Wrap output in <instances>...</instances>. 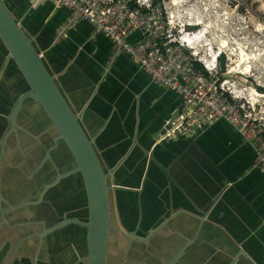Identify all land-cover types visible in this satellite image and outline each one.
I'll return each mask as SVG.
<instances>
[{"label": "crops", "instance_id": "0c3cea01", "mask_svg": "<svg viewBox=\"0 0 264 264\" xmlns=\"http://www.w3.org/2000/svg\"><path fill=\"white\" fill-rule=\"evenodd\" d=\"M39 13L43 23L35 33L46 29L42 38L47 40L50 63L56 65L72 59L63 72L61 84L69 99H74V105L88 99L89 111L83 115V125L89 135L94 136L93 144L104 163L112 164L131 146L114 170L113 179L118 184L139 186V190H128L129 193L115 189L116 195L115 190L112 191L117 223L113 225L112 216L111 224L124 230L135 228L137 234H145V230L154 227L159 234L163 228L157 229L166 222L168 233L179 243L189 242L174 264H226L235 253L233 264H264V174L254 167L256 170L249 176L241 167L240 161L247 152L230 139H222L219 129L212 133L216 122L194 138L181 135L158 139L163 119L179 109V96L174 94L169 98L170 94H164L165 90L151 82L127 53L115 50L106 36L95 34L85 19L73 18L69 9L52 5L47 10L41 8ZM4 56L0 46V102L3 93H7L8 99L5 97L4 102L7 110L21 89L15 84L17 68L9 59L3 61ZM112 66L115 69L111 71ZM140 71L144 75L139 74ZM126 94L130 95L126 98ZM163 110L167 114L160 116ZM93 119H97V125L91 124ZM214 137L224 140L225 144ZM251 158L253 160V153ZM26 177L21 172L15 173L14 179L22 182ZM10 180L4 175L5 185L2 180L0 182V191L6 200L15 202L27 196L29 188L16 190L17 182ZM221 180L226 181L225 188L207 212V218L201 221V209L222 186ZM63 194L69 200L73 197L70 190H64ZM73 209L76 207L70 210ZM30 218L18 221L26 220L23 223L27 225L18 224L22 228L33 224L32 231L18 233L28 241L23 240L25 248L20 252L10 249L11 243H16L18 238L12 234L11 225L15 219L11 223L7 219V224L0 222V264L4 260H10L9 264H48V260L50 264H86L85 260H78L85 253V227L74 223L46 234L65 243L67 251L60 253L57 249L45 260L39 248L34 258L37 235L32 232L39 228L35 220L40 218L35 215ZM120 241L116 258L120 257L127 239ZM142 243L145 245L147 241ZM153 245L154 253L161 251L158 245ZM238 247L251 261L239 253ZM166 252L168 255L169 251ZM132 256L137 262V256Z\"/></svg>", "mask_w": 264, "mask_h": 264}, {"label": "water", "instance_id": "95a60500", "mask_svg": "<svg viewBox=\"0 0 264 264\" xmlns=\"http://www.w3.org/2000/svg\"><path fill=\"white\" fill-rule=\"evenodd\" d=\"M0 46L5 53L3 61L7 59L11 61L27 86L25 90L19 92L13 98L9 111L5 115L8 126L0 137V182L2 180V183H4V175L9 177V174L12 173L13 168L11 165H16V160L11 159L13 157L10 156L9 151L5 150V140L8 136L13 135V132L15 133L17 129L25 131L24 134L28 135L32 131L28 125L22 124L18 119V111L24 103L31 100L37 102L52 126L44 129L47 132L51 131V142L49 144L47 142H42L41 131L38 132V134L34 131L37 138H35L37 140L36 144L35 142L24 143L27 144L29 148L27 151L23 149L24 157L18 160V165L24 169L25 176H30L33 179L35 186L32 192H28L27 196H24L17 202H9L3 197L0 191V222L7 224V219L10 223L15 219L16 222H12V224L14 223L17 227L15 228L14 224L11 225L13 230L12 234H14L15 229L18 228V224L27 225L23 223L26 222V220L18 222L23 216V210H25L30 217H33L32 211L35 213L34 206L41 201L42 193L45 192L47 187L55 184L60 177L71 172H78L85 197V217H80L78 215H63L55 222L48 225L45 224L42 218L35 220L36 223L40 224V228L32 232L37 235L35 253L39 249L43 236L69 223H74L85 227V253L78 260L81 262L85 260L86 264H110L107 247L109 237L114 230L120 231L126 235L128 239L122 251V261L134 259L131 258V256L133 254L135 255L138 251H142V246L144 245L142 242L147 241L146 244L149 246L151 238L154 237L155 240H157V243L154 240L155 245H158L161 250L169 251V259L163 264H174L177 262L182 251L186 248L184 246L189 242H185V244L183 242L179 243L173 234L168 233V229L165 226L166 222L161 224L157 229L163 228L159 234L154 231V227L145 230V234H137L134 230L135 228L133 230H124L119 225L113 226L111 224L113 213L112 191L115 189L139 190V186L135 188L118 184L115 183L113 179L114 170L129 152L131 146L120 154L112 164L104 163L99 154V149L93 144L94 136L92 137V135H89L83 125V111L88 104V99L84 100L80 106L74 105V99L72 97L73 100L69 99L65 94L66 89L63 88L61 84L60 77L63 75L65 68L72 59L64 62L62 67L58 64H51L49 57L45 61L42 51H44L48 45L39 41L37 33L28 30L26 26L19 21L17 14L14 12V8L9 9L4 0H0ZM26 140L28 141L27 136ZM59 140L62 141L67 151L70 153V157L74 161V166L62 173H56L53 165L54 163L49 153V149L51 151ZM143 150L147 152L145 147H143ZM18 153L19 152H16L17 155ZM3 154H6L8 159ZM49 168L54 170L52 175L47 174L49 173ZM42 178L44 179V184L39 192L37 189H39V181ZM221 184L222 186L209 199L208 204L201 209V216H199L201 221L207 218V212L212 205L217 202L220 193L225 188L226 181L221 180ZM34 191H36L37 195L34 194ZM28 209H30V211ZM2 237H4V235H1V238ZM22 238L23 237L19 238L16 243H11L12 246L10 249L13 248L12 250H14ZM11 240L12 238L8 241L11 242ZM135 241H137V243H135ZM131 244L135 245L136 248H129L132 246ZM171 244H173V246ZM174 247L175 250L173 249ZM154 250L153 245L144 251L148 252ZM128 251L131 253L128 254ZM238 251L242 255L245 254L241 247H238ZM170 252H173V254H170ZM235 254L227 260L226 264H233L236 261L237 255ZM245 258L251 261L250 256H245ZM122 261L119 263H122ZM9 263L10 260H4L3 264Z\"/></svg>", "mask_w": 264, "mask_h": 264}, {"label": "built area", "instance_id": "2783aa9c", "mask_svg": "<svg viewBox=\"0 0 264 264\" xmlns=\"http://www.w3.org/2000/svg\"><path fill=\"white\" fill-rule=\"evenodd\" d=\"M53 5L88 21L94 32L104 34L115 50L127 53L150 80L179 96V109L163 119L158 139L194 138L222 119L250 146L253 165L264 174L263 109L231 92L226 78H220L225 69L224 64L219 68L218 58L225 54L221 48L210 47L200 54L194 47L200 32L184 27L172 30L170 14L159 0H53Z\"/></svg>", "mask_w": 264, "mask_h": 264}, {"label": "rangeland", "instance_id": "374dc122", "mask_svg": "<svg viewBox=\"0 0 264 264\" xmlns=\"http://www.w3.org/2000/svg\"><path fill=\"white\" fill-rule=\"evenodd\" d=\"M4 1L9 9L14 8V12L20 22L24 23L29 19H35L39 22V27L43 23L39 8L47 10L53 5V0L38 2L33 0L31 2L28 0H15V6L13 7V0ZM159 2L165 12L170 14L172 30L184 27L200 32V38L194 46L200 54L202 50H209L210 47L214 50L221 48L224 51L223 64L225 69L222 71L220 78H226V86L232 89L231 92L241 94L248 100H252L263 109L264 114V0H159ZM51 11L58 12L60 10L51 9ZM187 23L192 24L187 25ZM256 24H260L262 26L261 29H258ZM235 65L237 66L231 70L232 66ZM110 68L111 71L115 69L114 66ZM139 74L144 75L141 71ZM154 84L160 90H165L164 94H170L169 98L174 97L175 93L166 90L163 84L157 82H154ZM22 85L24 88L26 87L25 82H22ZM129 95L126 94L124 97L127 98ZM153 103L155 102L153 101ZM31 106L34 107L36 104L34 103V106L33 104ZM166 114V110H163L159 115L164 116ZM216 125L217 127L212 128V133L217 132V129H219L222 139H230L238 144L240 149L247 152L245 154L246 157L244 155V159H241L240 165L247 170L249 176L253 175L255 168L252 158L250 159L252 151L249 145L240 142L235 129L224 120L219 119ZM154 133L153 135L155 136L156 134ZM183 138L181 137L182 140ZM214 138L216 141L219 139L221 143L225 144V141L220 140L219 137ZM123 183L127 182L124 181ZM119 190L131 193V191L125 189ZM114 192L116 195V190ZM114 192L113 225L117 223ZM115 236V233L111 234L108 240L107 248L110 262L117 260L115 253L118 251L119 244L122 243Z\"/></svg>", "mask_w": 264, "mask_h": 264}, {"label": "flooded vegetation", "instance_id": "af4514ba", "mask_svg": "<svg viewBox=\"0 0 264 264\" xmlns=\"http://www.w3.org/2000/svg\"><path fill=\"white\" fill-rule=\"evenodd\" d=\"M18 75H20V73H18ZM17 74H16V76H18ZM12 77V75L10 76V78ZM13 79H15V77L13 78ZM23 90H25L24 88L22 89V90H20L19 92H21V91H23ZM4 95H3V99H2V101L0 102V119L3 121L4 120V122H2V124H3V129H2V131H1V133H0V137H1V135L3 134V132H4V130L6 129V127L8 126V121H7V119H6V114H7V112L9 111V108L6 110V107L4 106V102L6 101V98L5 97H7L5 94H7V93H3ZM18 94V93H17ZM7 99H8V97H7ZM24 99H26V98H24ZM83 99V98H82ZM32 103H35L36 104V106H35V108H37V107H39V111H41L42 113H43V111H42V109L40 108V106L38 105V103L37 102H35V101H26V103L25 104H30V105H32ZM6 111V112H5ZM89 111V109L87 108V106L84 108V114L85 113H87ZM44 114V113H43ZM83 114V115H84ZM85 116V115H84ZM93 122L91 123L93 126L94 125H97V124H95V122L97 121V119H93L92 120ZM19 124H21V123H19ZM50 127H52L51 126V124L48 122V124H46V127H44V128H50ZM44 130V129H43ZM34 131H35V133H37L38 134V132H40V131H38V130H36V129H33L32 128V131L30 132V134H29V141H27L26 140V134H24L25 133V131H23V130H21V129H17L16 130V132L14 133L13 132V135H11V136H8L7 137V139L5 140V150L6 151H9V153L10 154H13V156H11V157H13V158H11V159H13V160H16V165H11V167L15 170V171H12V173H10L9 174V177L11 178V180H10V182L11 183H14V182H17V185H16V190H19V191H22V190H24V189H27L29 186H31V184L29 183V176L28 177H26V179H24L22 182H21V180L19 179L18 181L17 180H15L14 179V177H15V173H24V169H22V167L20 166V165H18V160L19 159H21V158H23L24 157V151H23V149L25 150V151H27L28 150V148H29V146L27 145V144H24V143H30V142H35V144L37 143V138H36V134L34 133ZM39 137H40V135H39ZM9 138H10V140H9ZM36 138V139H35ZM20 142V143H19ZM21 142H23V143H21ZM7 143L9 144V145H7ZM34 144V143H33ZM57 145H58V142H56V145H54L53 147H55V149H54V151H53V149L50 151V149H49V153H50V156H51V160L53 161V165H54V168H55V171H56V173H62V172H65V171H67V170H69V169H71L73 166H74V162H72L69 158H68V152L64 149V151L62 150V149H60L59 151H58V154H57V152H56V147H57ZM8 146V147H7ZM16 152H19L21 155H17L16 154ZM14 153H15V155L17 156L16 158L14 157ZM3 155H5V157L8 159V156L6 155V154H3ZM73 160V159H72ZM56 162H57V165H56ZM18 165V166H17ZM25 174V173H24ZM48 174V173H47ZM55 175V174H54ZM69 175H73V176H71L70 178L71 179H67V176H69ZM78 176L80 177V175H79V173L78 172H71V173H69V174H67V175H65V176H63V177H60L59 179H58V181L55 183V184H57V185H59V186H61V187H64V186H66L67 185V190H71V186L74 184V183H77V180H78ZM21 178H23V177H21ZM32 179V178H31ZM33 180V179H32ZM11 183H10V186H11ZM4 184V183H3ZM43 184H44V181L43 182H41V184L39 185V192H40V190H41V188L43 187ZM55 184H53V185H55ZM53 185H51V186H49V187H47V189L48 188H50V187H52ZM46 189V190H47ZM45 190V191H46ZM52 191H54V190H52ZM45 193V192H44ZM44 193H42V198H41V201H43V197H44ZM73 193V197H71L70 198V200H74L75 199V192H72ZM40 201V202H41ZM39 202V203H40ZM44 206V205H43ZM46 208L45 207H42L41 208V211L43 212L44 210H45ZM82 209V208H81ZM49 213H50V210L49 209H46ZM85 210H86V206H85ZM37 211V209L35 210V212ZM34 215H35V213H34ZM63 215H66L65 213H63L62 214V216ZM46 224V223H45ZM47 225V224H46ZM29 227H31V229H29L28 231H32L33 230V224H31V226H29ZM40 228V227H39ZM38 228V229H39ZM37 229V230H38ZM19 232H20V230H19ZM18 232V233H19ZM113 233H115L116 234V238L118 239V240H122L123 238H126L127 239V236L126 235H124L123 233H121L120 231H118V230H114L113 232H112V234ZM20 236L21 235H19L18 236V238H17V241L16 242H18V239L20 238ZM125 236V237H124ZM154 238H151V242L149 243V246H147V244H145V245H143L142 246V251H138L135 255L136 256H138L137 257V262H135L134 261V259H132V260H124V261H122V256H123V252L121 251V254H120V257L119 258H117V260L116 261H114V262H110L109 261V263L110 264H117V263H119V262H121L122 261V263H119V264H163L164 262H166V260L167 259H169L168 258V255H167V252L165 251V250H161V251H159L158 253H154V251H148V252H145L144 250H147V248L148 247H151L153 244H154V240H153ZM23 240L24 241H26V238H22L21 239V241L18 243V245L16 246V249L17 250H19L18 252H20V249H24L25 247H23ZM128 240V239H127ZM28 242V241H27ZM131 242V241H130ZM15 243V242H14ZM135 243H137V241H135ZM132 246H130L129 248H131V249H134V248H136V246L135 245H133V244H131ZM65 247V248H64ZM39 248L40 249H42V252H43V255L45 256V260L47 259L48 260V257H47V255L49 254V253H52V252H55L57 249V252H60V253H62V252H64V251H67V247H66V244L65 243H61L60 241H59V239H55L54 238V235H50V236H48V235H45V236H43L42 237V241H41V244H40V246H39ZM17 253V252H16ZM128 254H130L129 253V251H128ZM173 254V253H172ZM10 255V254H9ZM36 255H38V253H36L35 254V256H34V258L36 257ZM126 256H127V254H126ZM63 257V256H62ZM128 257H129V255H128ZM65 260V259H64ZM83 262V261H82ZM48 264H50V262H49V260H48Z\"/></svg>", "mask_w": 264, "mask_h": 264}, {"label": "trees", "instance_id": "16d2710c", "mask_svg": "<svg viewBox=\"0 0 264 264\" xmlns=\"http://www.w3.org/2000/svg\"><path fill=\"white\" fill-rule=\"evenodd\" d=\"M15 6V0H13V7ZM40 11V9H39ZM22 24H24L26 26V28L32 32H36L37 29H39V22L35 19H29L27 22H21ZM42 32H46V29H43L41 28L40 32L37 34L38 37H39V41H42L43 44L45 45H48L47 44V40H45L44 38V41H43V38H42ZM49 41V40H48ZM48 48V46H47ZM45 48L44 51H42V54L45 61L46 59L49 57L50 55V51ZM40 51V50H39ZM44 52V53H43ZM218 62H219V68L222 69L223 68V62H224V56L223 54H221L218 58ZM63 63H64V60H62L61 62L58 63V65H60V67L63 66ZM16 77V81L15 83H18V87H20V89L22 90L24 87L22 85V77L21 75H14ZM60 80H61V83H62V76L60 77ZM27 87V86H26ZM26 87L24 89H26ZM33 106H34V103H32ZM80 102L78 103V105L76 106H80ZM18 114H19V121L22 122V124H25V125H28L31 129H36L38 131H41V137H42V142H47L48 144L51 142V137H50V132L51 131H45L43 129H45L44 127H46V124H48V120L46 118V116L41 112L39 111V107L35 108L32 107L30 104H25L19 109L18 111ZM2 122H4V120L2 121L0 119V133L3 129V124ZM48 130H51V129H48ZM27 136V139L28 141L30 140L29 139V135L26 134ZM10 140V138H9ZM7 145H9L7 143ZM8 147V146H7ZM55 147L53 148V151H54ZM56 152L58 154V151L60 149H62L64 151V149L67 151L66 147L64 146V144L62 143L61 140L58 141V145L56 147ZM68 152V151H67ZM18 155H21L20 153H18ZM10 156H13V154H10ZM14 157L16 158L17 156L15 155L14 153ZM68 158L74 162L72 160V158L70 157V153L68 152ZM23 159V158H21ZM13 171H15L13 169ZM49 171V175L53 174V171L52 168L48 169ZM73 176V175H69L67 176V179H71L70 177ZM44 179H40L39 181V185L41 184V182H43ZM29 183L31 184V188L30 186L28 188L29 189V192H32L33 189H34V186H35V182H33V180L31 179V177L29 178ZM38 190V189H37ZM54 190V191H52ZM64 190H67V185L64 186V187H61L57 184L53 185L52 187L48 188L45 193H44V197H43V201H41L40 203L36 204L34 206V209L37 211L35 212V217L37 219L39 218H42L44 219L45 223L48 225V224H52L53 222H55L56 220H58L63 213H65L66 215H78L80 217H85V213H86V210H85V197H84V192H83V188H82V182H81V178L78 176V180H77V183H74L72 186H71V192H75V199L70 201L64 194H63V191ZM32 194V193H31ZM34 194L37 195L36 191H34ZM35 195V197H36ZM31 197V195H30ZM20 200V198H17ZM17 202V201H16ZM44 205V206H43ZM75 206L76 209H73V210H70L72 209V207ZM42 207H45L46 209H49L50 210V213L45 209L43 212L41 211V208ZM30 208V207H29ZM82 208V210H81ZM25 209V208H23ZM30 211V209H28ZM7 213H8V210H7ZM22 219H28L30 218V216L26 213L25 210L22 211ZM32 215H34L33 211H32ZM17 227V226H16ZM15 227V228H16ZM31 229V227H27L26 229L22 228L21 226H18L17 229H15V237L18 236V232L20 230L21 233L23 232H26L27 230Z\"/></svg>", "mask_w": 264, "mask_h": 264}, {"label": "bare ground", "instance_id": "6f19581e", "mask_svg": "<svg viewBox=\"0 0 264 264\" xmlns=\"http://www.w3.org/2000/svg\"><path fill=\"white\" fill-rule=\"evenodd\" d=\"M256 26L258 27V29H261V27H262L260 24H256ZM199 38H200V37H199ZM236 66H237V65L232 66L231 70H233ZM253 91H254V90H253Z\"/></svg>", "mask_w": 264, "mask_h": 264}]
</instances>
